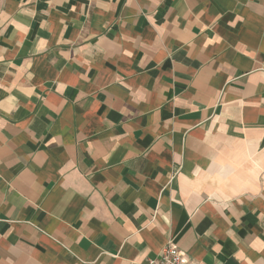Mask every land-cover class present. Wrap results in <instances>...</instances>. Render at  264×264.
<instances>
[{
	"label": "crops",
	"instance_id": "1",
	"mask_svg": "<svg viewBox=\"0 0 264 264\" xmlns=\"http://www.w3.org/2000/svg\"><path fill=\"white\" fill-rule=\"evenodd\" d=\"M264 264V0H0V264Z\"/></svg>",
	"mask_w": 264,
	"mask_h": 264
},
{
	"label": "built area",
	"instance_id": "2",
	"mask_svg": "<svg viewBox=\"0 0 264 264\" xmlns=\"http://www.w3.org/2000/svg\"><path fill=\"white\" fill-rule=\"evenodd\" d=\"M182 261V251L169 243L159 257L148 259L147 264H182Z\"/></svg>",
	"mask_w": 264,
	"mask_h": 264
}]
</instances>
